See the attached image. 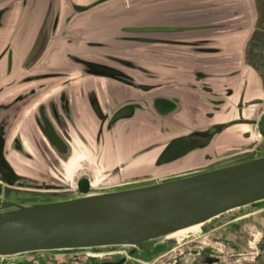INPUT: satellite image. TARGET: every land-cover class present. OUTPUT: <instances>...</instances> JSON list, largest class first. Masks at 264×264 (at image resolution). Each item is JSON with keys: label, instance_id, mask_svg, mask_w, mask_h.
<instances>
[{"label": "water", "instance_id": "obj_1", "mask_svg": "<svg viewBox=\"0 0 264 264\" xmlns=\"http://www.w3.org/2000/svg\"><path fill=\"white\" fill-rule=\"evenodd\" d=\"M262 202L264 0H0V257L149 255Z\"/></svg>", "mask_w": 264, "mask_h": 264}, {"label": "flooded vegetation", "instance_id": "obj_2", "mask_svg": "<svg viewBox=\"0 0 264 264\" xmlns=\"http://www.w3.org/2000/svg\"><path fill=\"white\" fill-rule=\"evenodd\" d=\"M226 214L204 224L202 235L167 241L149 255L133 254L125 247L36 251L0 257V264H264V229L258 234L260 239L251 246V233L233 229L234 222L241 218L227 225L212 223ZM233 230L238 233L234 235Z\"/></svg>", "mask_w": 264, "mask_h": 264}, {"label": "rangeland", "instance_id": "obj_3", "mask_svg": "<svg viewBox=\"0 0 264 264\" xmlns=\"http://www.w3.org/2000/svg\"><path fill=\"white\" fill-rule=\"evenodd\" d=\"M58 90V87H54L53 89H50L49 91L45 92L44 94H42L39 99V101H42L43 99H45L46 97H48L49 95H51L52 93H55ZM33 110V107L28 108V110L26 111V114L30 113ZM30 133L27 132L24 134V137L21 135V138L23 140V142L25 143L28 151L35 153V149L33 144L30 142ZM13 161H15V163L17 165H19V167H31L33 166V164L27 162V160L25 159H19L17 158L16 155L13 156ZM70 168V167H69ZM73 171L72 168L68 169V172L71 173ZM68 174V173H67ZM71 178L70 175L66 176V179ZM241 218V220H237L235 221L233 224L235 225V227L233 229H243L245 230L247 233H251L253 236L250 238L251 239V246H253V244L256 243V241L258 239H260V236L258 234L261 233L262 229H264V202L262 203H258V204H254V205H250L247 206L245 208L239 209V210H235L232 212L227 213L226 215L220 217L217 220H214L215 226H219V225H227V224H231L232 221ZM217 224V225H216ZM257 225L259 227H257ZM201 231H203V226H201L200 230L195 233L196 236H200ZM235 234L238 233V231L233 230L232 231ZM232 233V234H233ZM186 235L181 236L180 238H177V240H180L181 238L185 237ZM201 240H204L203 237H200ZM170 240H175L170 239ZM168 240V241H170ZM61 252V251H60Z\"/></svg>", "mask_w": 264, "mask_h": 264}, {"label": "crops", "instance_id": "obj_4", "mask_svg": "<svg viewBox=\"0 0 264 264\" xmlns=\"http://www.w3.org/2000/svg\"><path fill=\"white\" fill-rule=\"evenodd\" d=\"M29 86H24V87H21V89H26V88H28ZM14 134L15 133H13V136H14ZM24 145V147L26 148V145L25 144H23ZM74 163V162H73ZM71 164V165H69V167L70 168H72V169H77V166H76V163L75 164ZM67 168V171H66V176H68V175H70L71 176V178H69V179H67L68 180V182H69V185H73L74 184V174H75V171L73 170L71 173H69L68 172V169H70V168ZM68 173V174H67Z\"/></svg>", "mask_w": 264, "mask_h": 264}, {"label": "bare ground", "instance_id": "obj_5", "mask_svg": "<svg viewBox=\"0 0 264 264\" xmlns=\"http://www.w3.org/2000/svg\"><path fill=\"white\" fill-rule=\"evenodd\" d=\"M73 170H74L75 173H76V170H77V169H73ZM73 176H74V175H73ZM185 233L188 234L189 232H187V231L182 232V233L178 236V238H180L181 236L185 235Z\"/></svg>", "mask_w": 264, "mask_h": 264}]
</instances>
